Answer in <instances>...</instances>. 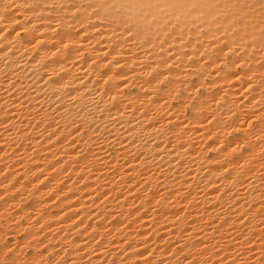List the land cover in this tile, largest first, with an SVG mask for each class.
<instances>
[{"label": "bare ground", "instance_id": "1", "mask_svg": "<svg viewBox=\"0 0 264 264\" xmlns=\"http://www.w3.org/2000/svg\"><path fill=\"white\" fill-rule=\"evenodd\" d=\"M0 264H264V0H0Z\"/></svg>", "mask_w": 264, "mask_h": 264}, {"label": "rangeland", "instance_id": "2", "mask_svg": "<svg viewBox=\"0 0 264 264\" xmlns=\"http://www.w3.org/2000/svg\"><path fill=\"white\" fill-rule=\"evenodd\" d=\"M239 138H242L243 136H239ZM16 238H17V241H16V245H18L20 243V241L22 240V234L21 232L19 234H15ZM10 245H14L15 246V240L12 238L11 241H10ZM26 251V250H25ZM25 255L26 257H29V255H31V249H28L26 252H25Z\"/></svg>", "mask_w": 264, "mask_h": 264}]
</instances>
